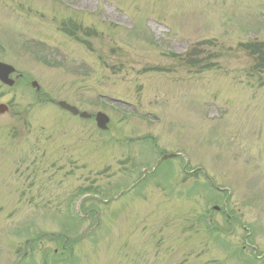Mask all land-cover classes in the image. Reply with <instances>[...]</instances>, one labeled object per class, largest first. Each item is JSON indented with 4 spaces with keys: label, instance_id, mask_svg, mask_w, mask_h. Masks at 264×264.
Listing matches in <instances>:
<instances>
[{
    "label": "rangeland",
    "instance_id": "1",
    "mask_svg": "<svg viewBox=\"0 0 264 264\" xmlns=\"http://www.w3.org/2000/svg\"><path fill=\"white\" fill-rule=\"evenodd\" d=\"M253 42L264 0H0V264H264Z\"/></svg>",
    "mask_w": 264,
    "mask_h": 264
},
{
    "label": "water",
    "instance_id": "2",
    "mask_svg": "<svg viewBox=\"0 0 264 264\" xmlns=\"http://www.w3.org/2000/svg\"><path fill=\"white\" fill-rule=\"evenodd\" d=\"M15 72V68L12 65L0 62V79L9 84V85H13L14 84V80L10 78V74ZM32 85L35 86L36 88L39 89V84L37 83V81H33ZM58 105L61 106L64 109L69 110L70 112H72L73 114L76 115H80L82 117L88 118L91 117V114H89L86 111L80 112L79 109L76 106H73L69 103H67L66 101H59ZM7 106L4 104H0V112H5L7 110ZM96 120H97V124L100 128L102 129H106L107 128V124L109 122V117L103 113V112H98L96 114ZM176 154H167L164 155L161 160H159L158 163H160L162 161V159L167 158V157H172Z\"/></svg>",
    "mask_w": 264,
    "mask_h": 264
},
{
    "label": "trees",
    "instance_id": "3",
    "mask_svg": "<svg viewBox=\"0 0 264 264\" xmlns=\"http://www.w3.org/2000/svg\"><path fill=\"white\" fill-rule=\"evenodd\" d=\"M251 54L257 58L256 68L264 70V42H253L242 44Z\"/></svg>",
    "mask_w": 264,
    "mask_h": 264
},
{
    "label": "flooded vegetation",
    "instance_id": "4",
    "mask_svg": "<svg viewBox=\"0 0 264 264\" xmlns=\"http://www.w3.org/2000/svg\"><path fill=\"white\" fill-rule=\"evenodd\" d=\"M259 258H261V257H259Z\"/></svg>",
    "mask_w": 264,
    "mask_h": 264
}]
</instances>
